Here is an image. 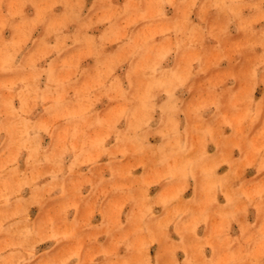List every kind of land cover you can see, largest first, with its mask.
Wrapping results in <instances>:
<instances>
[{
	"label": "rangeland",
	"instance_id": "rangeland-1",
	"mask_svg": "<svg viewBox=\"0 0 264 264\" xmlns=\"http://www.w3.org/2000/svg\"><path fill=\"white\" fill-rule=\"evenodd\" d=\"M0 264H264V0H0Z\"/></svg>",
	"mask_w": 264,
	"mask_h": 264
},
{
	"label": "bare ground",
	"instance_id": "bare-ground-1",
	"mask_svg": "<svg viewBox=\"0 0 264 264\" xmlns=\"http://www.w3.org/2000/svg\"><path fill=\"white\" fill-rule=\"evenodd\" d=\"M188 161H189V160H188ZM189 162H190V161H189ZM182 164H183V163H182ZM191 172H192V171H191ZM212 175H214V174H212ZM212 177H213V176H212ZM209 178H210V177H209ZM222 180H223V179H222ZM216 182H217V181H216ZM211 183H212V182H211ZM225 194L227 195V193H225ZM226 195H225V196H226ZM229 195H230V194H229ZM227 197L229 198L228 195L226 196V198H227ZM210 198H211V197H210Z\"/></svg>",
	"mask_w": 264,
	"mask_h": 264
}]
</instances>
